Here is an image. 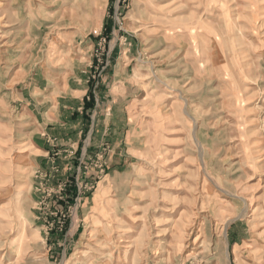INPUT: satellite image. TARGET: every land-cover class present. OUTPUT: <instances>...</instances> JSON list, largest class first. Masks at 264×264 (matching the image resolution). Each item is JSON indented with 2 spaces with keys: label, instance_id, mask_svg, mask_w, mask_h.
<instances>
[{
  "label": "rangeland",
  "instance_id": "1",
  "mask_svg": "<svg viewBox=\"0 0 264 264\" xmlns=\"http://www.w3.org/2000/svg\"><path fill=\"white\" fill-rule=\"evenodd\" d=\"M0 264H264V0H0Z\"/></svg>",
  "mask_w": 264,
  "mask_h": 264
},
{
  "label": "crops",
  "instance_id": "2",
  "mask_svg": "<svg viewBox=\"0 0 264 264\" xmlns=\"http://www.w3.org/2000/svg\"><path fill=\"white\" fill-rule=\"evenodd\" d=\"M101 89H104V87H101ZM101 89H100V92H101ZM83 97H84V95L80 97V100L78 102H75L74 99H72L70 101V99L68 98L67 100L62 102L61 105H60L59 101H55V107L52 106L55 109V119H54L55 120V130L56 129L61 130L62 129L61 126H63V129H66L67 128L66 125H69V122L72 123V121L68 120L67 118L64 119V120L59 119V116L61 115V111L60 110L58 111V107L57 106H60L61 108H65V110L71 109L72 111H70L69 114H71V116H72V114L75 112V109H81V108L83 109V105H84V98ZM70 98H72V97H70ZM96 126L97 125H95V127ZM56 133H59V132L56 131ZM70 136L71 137L72 136L75 137V134H73V132H72L69 136L64 135L63 138H62L63 140L62 139H60V140H62V141L67 140L66 142L64 141V144L70 143L71 142ZM95 136L96 135H94V138H95Z\"/></svg>",
  "mask_w": 264,
  "mask_h": 264
},
{
  "label": "trees",
  "instance_id": "3",
  "mask_svg": "<svg viewBox=\"0 0 264 264\" xmlns=\"http://www.w3.org/2000/svg\"><path fill=\"white\" fill-rule=\"evenodd\" d=\"M90 96H91V94H90ZM93 104H94V101L91 100V101H88V102L86 103V106H88V107H92Z\"/></svg>",
  "mask_w": 264,
  "mask_h": 264
}]
</instances>
